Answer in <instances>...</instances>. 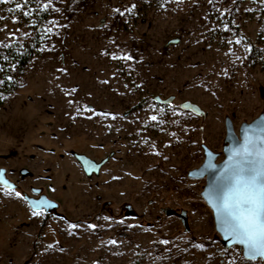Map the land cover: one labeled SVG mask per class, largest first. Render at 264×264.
I'll return each mask as SVG.
<instances>
[{
  "label": "rangeland",
  "instance_id": "1",
  "mask_svg": "<svg viewBox=\"0 0 264 264\" xmlns=\"http://www.w3.org/2000/svg\"><path fill=\"white\" fill-rule=\"evenodd\" d=\"M45 3L0 2V42L35 50L0 107V168L17 184L0 187V264H263L222 244L187 172L201 144L221 154L225 117L238 134L264 112V0ZM71 152L109 161L86 178ZM31 187L57 210L34 216Z\"/></svg>",
  "mask_w": 264,
  "mask_h": 264
},
{
  "label": "snow or ice",
  "instance_id": "2",
  "mask_svg": "<svg viewBox=\"0 0 264 264\" xmlns=\"http://www.w3.org/2000/svg\"><path fill=\"white\" fill-rule=\"evenodd\" d=\"M0 2H6V0H0ZM49 3H45L43 8L48 9ZM16 7L20 8L21 5L16 4ZM133 8L135 5L125 11L131 12ZM55 10L59 11V9ZM115 11L123 14L119 8ZM24 15H29V13L25 12ZM13 19L15 21V18ZM52 23L54 27L58 26L55 21ZM46 32L52 33L53 28H47ZM9 35H14V33H9ZM0 46L6 45L0 42ZM112 58L118 57L113 54ZM119 58L133 59L127 55H122ZM0 71L3 69L0 68ZM8 80H12V77L9 76ZM79 110L78 108L77 111ZM102 115L110 114L103 113ZM112 118L115 119V116ZM150 119L156 121L158 117L152 115ZM207 194L216 209L223 230L228 237L243 246L245 257L264 259V136L250 138L246 130L241 148L230 158L224 174L218 178L214 186L208 189ZM15 195L19 197L21 193L16 192ZM32 214L35 216L39 213L34 211ZM71 227L76 228L78 225L73 224ZM88 227L95 229L97 225L89 224ZM109 243L116 244L117 241L110 240ZM162 243L167 244L168 241L165 240ZM51 246L49 245V247ZM200 247L203 248V245Z\"/></svg>",
  "mask_w": 264,
  "mask_h": 264
},
{
  "label": "water",
  "instance_id": "3",
  "mask_svg": "<svg viewBox=\"0 0 264 264\" xmlns=\"http://www.w3.org/2000/svg\"><path fill=\"white\" fill-rule=\"evenodd\" d=\"M179 43L178 39L170 40L168 45H176ZM155 102L162 105H171L175 97L170 96L166 99H161L160 97H155ZM180 108L186 112H191L197 116H202L204 112L195 104L190 102H183L180 104ZM224 128H225V137L223 139V146L221 154L214 152L207 145L201 144L200 148L202 149L203 154V162L201 165L195 169H192L187 172V177L191 180H204L205 185L203 186V190L200 194L204 203L208 206L212 213L214 229L216 233L219 235L222 244L231 248L234 246H238L242 250V257L246 261H258L260 260L264 264V259L260 257H256L253 259H248L244 255L243 246L239 245L235 241H233L230 237L227 236L222 226L219 223V217L217 215L216 209L213 207L210 196L207 194L208 189L214 186L219 177H221L226 169V166L230 162V158L234 156L235 152L239 150L244 143V137L247 135L252 137L264 136V112H261L254 120L251 122H243L240 124L238 129V134L235 132L234 125L232 120L229 117L224 118ZM71 156L75 159V161L81 167L84 175L87 178H91L92 176H98L101 167L108 161V158L103 159L101 162H96L89 158L84 154H79L75 152L70 153ZM223 156L221 160H219ZM219 160V161H218ZM27 170H21L20 174L25 176ZM0 185L13 190L16 185L7 179L5 175V170H0ZM35 194H40L41 190H34ZM28 207L35 212L44 211L45 213L55 212L58 208V204L52 200H50L45 195H40L38 198L33 197H25ZM129 216H132L133 213L129 211L127 213Z\"/></svg>",
  "mask_w": 264,
  "mask_h": 264
},
{
  "label": "trees",
  "instance_id": "4",
  "mask_svg": "<svg viewBox=\"0 0 264 264\" xmlns=\"http://www.w3.org/2000/svg\"><path fill=\"white\" fill-rule=\"evenodd\" d=\"M255 52L256 48H252L250 56L254 57ZM34 55L35 50L32 42L21 47L14 45L0 47V68L3 69V71H0V81H3V83H0V107L4 102L3 100L7 99L19 87L18 79L24 73ZM260 58V63L264 67V56ZM9 76L12 77L10 81L8 80Z\"/></svg>",
  "mask_w": 264,
  "mask_h": 264
},
{
  "label": "flooded vegetation",
  "instance_id": "5",
  "mask_svg": "<svg viewBox=\"0 0 264 264\" xmlns=\"http://www.w3.org/2000/svg\"><path fill=\"white\" fill-rule=\"evenodd\" d=\"M106 158H108V161H109V157H106ZM74 159V158H73ZM103 159H105V158H103ZM103 159H101L100 161H96V160H94V161H96V162H101ZM75 160V159H74ZM93 160V159H92ZM107 161V162H108ZM106 162V163H107ZM77 163V162H76ZM105 163V164H106ZM78 164V163H77ZM104 164V165H105ZM79 165V164H78ZM103 165V166H104ZM103 166L101 167V169L103 168ZM80 167V166H79ZM1 169H3V168H0V170ZM80 169H81V167H80ZM101 169H100V171H101ZM5 170V169H4ZM81 171H82V169H81ZM83 172V171H82ZM28 173H26L25 175H27ZM84 174V173H83ZM5 175H6V177H7V179H9L8 178V176H7V173H6V170H5ZM21 175V174H20ZM99 175H100V172H99ZM98 175V176H99ZM98 176H95V177H98ZM86 177V176H85ZM92 177H94V176H92ZM87 178V177H86ZM10 180V179H9ZM11 181V180H10ZM12 182V181H11ZM15 184V183H14ZM16 185V187L13 189V190H10V191H14V190H16L17 189V184H15ZM0 187H2V188H5V187H3V186H1L0 185ZM5 189H7V188H5ZM9 190V189H8ZM34 190H41V193L40 194H35L34 193ZM40 195H44L43 194V192H42V189L40 188V187H31L30 188V194H23V198H24V201H25V203H26V205H27V202H26V200H25V197H33V198H38ZM28 206V205H27ZM44 212V211H43ZM129 212V211H128ZM51 213H53V212H51ZM48 214H50V213H48Z\"/></svg>",
  "mask_w": 264,
  "mask_h": 264
}]
</instances>
